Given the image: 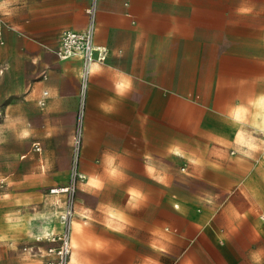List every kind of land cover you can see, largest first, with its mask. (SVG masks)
<instances>
[{"label": "crops", "instance_id": "1", "mask_svg": "<svg viewBox=\"0 0 264 264\" xmlns=\"http://www.w3.org/2000/svg\"><path fill=\"white\" fill-rule=\"evenodd\" d=\"M0 18V252L64 230L49 190L70 179L82 60L55 51L93 21L68 264H264V151L247 142L264 130V0H0Z\"/></svg>", "mask_w": 264, "mask_h": 264}, {"label": "built area", "instance_id": "2", "mask_svg": "<svg viewBox=\"0 0 264 264\" xmlns=\"http://www.w3.org/2000/svg\"><path fill=\"white\" fill-rule=\"evenodd\" d=\"M3 25L4 23L0 18V36L2 35ZM94 31L95 25L93 21L90 22L89 26L84 31L66 30L63 33L59 45L55 51L61 60H66L72 57H80L82 60V102L79 110L80 119L78 126H76V131L74 133L71 146L72 161L70 179L67 185L51 188L49 190V192L52 194L65 195V211L62 216L64 230L59 237L62 241V245L57 250L59 258L58 264H68L71 254L69 226L71 218L74 215L75 197L78 191V185L86 180V175L80 170L83 144L84 98L87 89L88 78L90 76V66L96 58V52H99L97 56L98 59H104V56L100 54V49L96 48L94 44Z\"/></svg>", "mask_w": 264, "mask_h": 264}, {"label": "rangeland", "instance_id": "3", "mask_svg": "<svg viewBox=\"0 0 264 264\" xmlns=\"http://www.w3.org/2000/svg\"><path fill=\"white\" fill-rule=\"evenodd\" d=\"M79 119L80 114L78 112L76 126H78ZM254 134H256L258 138L249 136V141H247L249 146L263 149L264 151V130ZM63 197H65V195H63ZM61 233L43 237L37 241V246L31 247L28 245L19 244L7 251H1L0 264H58L59 258L57 250L62 245V241L59 238Z\"/></svg>", "mask_w": 264, "mask_h": 264}, {"label": "clouds", "instance_id": "4", "mask_svg": "<svg viewBox=\"0 0 264 264\" xmlns=\"http://www.w3.org/2000/svg\"><path fill=\"white\" fill-rule=\"evenodd\" d=\"M238 11H242V9H238ZM131 87V82L130 80L127 81V84L124 86L125 90H122L121 87L116 84L115 85V94L117 96H123L125 94V91L127 89H129ZM100 108L102 110H104L105 112H109V111H112V107L110 104L108 103H101L100 104ZM9 127H14V125H9ZM30 130L29 128L27 127H24L20 130L19 134H18V139H26L29 135H30ZM4 139L2 136H0V143H4ZM115 162H116V157L115 156H110L108 154H105V157H104V163H105V171L106 172H109V174L112 175L113 172H117V168H116V165H115ZM95 179L99 180L98 177H96ZM252 260L254 261V264H260V260H261V253L260 251H257V252H254L252 254Z\"/></svg>", "mask_w": 264, "mask_h": 264}, {"label": "snow or ice", "instance_id": "5", "mask_svg": "<svg viewBox=\"0 0 264 264\" xmlns=\"http://www.w3.org/2000/svg\"><path fill=\"white\" fill-rule=\"evenodd\" d=\"M242 11H247L246 9H242ZM93 72H96V71H99V69L97 68H93L92 69ZM127 84V80H122L120 83H118V85L121 87L122 90H125L124 86ZM117 173L116 172H113L112 175L115 176ZM91 185L93 188H100L101 187V184H100V181L93 178L91 181H90Z\"/></svg>", "mask_w": 264, "mask_h": 264}, {"label": "bare ground", "instance_id": "6", "mask_svg": "<svg viewBox=\"0 0 264 264\" xmlns=\"http://www.w3.org/2000/svg\"><path fill=\"white\" fill-rule=\"evenodd\" d=\"M70 247H71V251H72L71 241H70ZM70 255H71V254H70Z\"/></svg>", "mask_w": 264, "mask_h": 264}]
</instances>
